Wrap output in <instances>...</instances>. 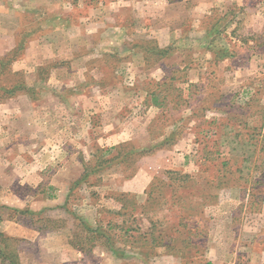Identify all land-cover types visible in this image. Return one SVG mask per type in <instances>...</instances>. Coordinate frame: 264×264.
Wrapping results in <instances>:
<instances>
[{"label":"rangeland","instance_id":"1","mask_svg":"<svg viewBox=\"0 0 264 264\" xmlns=\"http://www.w3.org/2000/svg\"><path fill=\"white\" fill-rule=\"evenodd\" d=\"M71 1L80 7L78 0ZM100 1L86 0L71 14V23L88 24L89 9ZM209 1L207 10L206 0H143L150 15L140 10L119 16L133 30H104L99 38L91 34L75 40L73 49V40L66 41L68 52L78 54L70 64L32 62L16 70L29 42L45 41L52 33L48 22L63 21L46 14L45 0H37L32 12L25 0H16L22 24L18 45L0 65V103L30 97L46 108L41 123L47 115L54 118L47 112L54 98L87 108L73 124L86 140L66 143L70 153H85L62 161L68 167L60 168L65 174L60 177L69 185L63 197L51 198L60 192L47 190V184L37 190L17 185L26 198L23 208L40 214L0 208L1 218L17 219L30 230L9 241L21 264H264V0ZM57 66L67 78L60 90L48 84ZM17 84L23 87L15 89ZM6 87L16 95L2 98ZM112 123L134 129L133 139L112 146L90 143ZM42 125L35 124L49 128ZM183 136L197 152L186 165L171 169L177 174L154 175L142 195L123 189L144 156ZM235 139L243 150L232 149L240 145L232 143ZM38 145L46 146V140L40 137ZM32 148L26 149L27 157ZM222 200L227 203L221 205ZM6 226L0 222V232L8 235ZM88 228H101L102 234L90 241L86 237L95 234ZM216 233L218 256L209 254ZM164 234L174 237L173 248L160 245Z\"/></svg>","mask_w":264,"mask_h":264},{"label":"crops","instance_id":"2","mask_svg":"<svg viewBox=\"0 0 264 264\" xmlns=\"http://www.w3.org/2000/svg\"><path fill=\"white\" fill-rule=\"evenodd\" d=\"M89 1L91 2L92 0ZM96 1L94 0V2ZM135 1L141 6L135 8ZM142 1L102 0L100 4L96 5L94 3L95 7L89 9L88 16H90V20H88V24L81 21L73 24L71 23V14L84 6L86 0H78L80 4L78 8L73 6L71 0H45L46 14L52 18L57 16L56 19L52 20H58V16H60L63 21L48 22L47 30L52 31V33L45 41L41 39L30 41L26 56L22 60L17 61L14 64V68L16 70L27 69L32 62L35 66L61 61H68L69 64L70 62L72 63L73 59H78V54H75L71 50L68 52L66 41L73 40L69 43L73 49L76 45L74 43L75 40L90 39L89 37H92L91 34L94 36L97 34L99 38L100 33L104 30H109L110 32L122 29L133 30V27L128 28L125 25L126 23L124 24L123 21H120L119 16L126 12L135 14V12H140V10V13L150 15V7L142 6ZM203 1L205 3V0H201L200 4H204ZM206 1L208 10L211 2L209 0ZM25 2L28 3L30 12L35 10L36 6L34 5L37 3V0H25ZM54 7H58V11L62 9V14H56ZM19 8L20 6L16 3V0H0V59L14 50L18 45L16 31L20 29L22 24L21 18L18 17ZM145 8L148 9L145 10ZM19 12L22 13V10ZM76 32H78V36L74 39L73 37L76 35L74 33ZM112 45L114 46V42ZM60 68L57 66L53 69L48 81V84L52 83V87L57 90H60L65 80H67V78L60 76V72H57ZM85 77L86 72L83 74L84 80ZM96 91L101 95L104 94V91L100 90L99 87L96 88ZM52 100L54 102H52L47 112H50L54 118L47 115V120L42 121V123L47 124L49 127L45 131L35 126V124L42 125L39 118L46 112V108L42 104L35 103L30 97H26L25 95H19L13 99H9L7 102L0 103V205L24 209L26 198L18 192L17 185H29L34 190H37L40 186L43 185L44 187L47 184L49 185L47 186V190L55 189L60 192L58 196H52L51 198L59 197V199L63 197L64 192L69 190V185L65 178L60 177V175H65L62 174L63 170L60 168L64 166L68 167V164H64L62 161L66 160L69 162L71 159H76L81 153H85L84 150H79L77 154L75 152L70 153L66 143L75 141L76 137H79L80 142L86 140V138L85 140L81 139V133L85 135V132L81 131L80 127L73 126V124L81 121L82 115L80 113L85 112L87 108L86 106L75 104H71L70 106L68 103L57 98ZM88 109L90 108L88 107ZM67 111H77L78 113L71 115ZM95 111L101 112L102 115H111V112L105 110V108H95ZM110 120L113 119L110 118ZM28 127H31L29 131ZM106 130L108 132L96 134V136L90 138V143L98 142L103 144L106 142L107 145L112 146L120 141L133 139L132 137H134L135 133L134 129L116 123H112L109 127H106ZM40 137L46 140V146L38 145ZM183 137L180 141H177V139L171 147L163 144L152 155L144 156L142 163H140V166L133 173L132 178L124 181L123 189L142 195L145 193L154 175L186 165L189 158L195 157L197 146L192 142L190 147H188V136ZM22 140L27 142L23 143ZM24 144H29V146ZM31 147H33L34 153L32 156L27 157L26 149ZM238 155L243 161L246 160L244 153ZM56 164L60 166H56ZM147 164L149 167H147ZM51 165L52 168L48 171ZM190 169L191 171H195L196 167L192 166ZM46 173L47 175H45ZM36 198H38L37 195ZM222 202L221 205L227 203V200H222ZM229 203L232 205V202ZM224 217L228 218V216ZM217 220H222L221 216H218ZM0 222L7 223L5 231L9 236L19 238L26 237V234L30 233V230L21 226L17 219L11 217L3 219L0 217ZM35 234L39 235L38 232H35ZM221 236L227 239L228 237L229 239L231 238V234H223ZM219 238V234L216 233L214 241L210 245L209 254L220 255V251L218 250L220 244L217 242ZM66 261L68 260H64V262ZM231 264H235V262Z\"/></svg>","mask_w":264,"mask_h":264},{"label":"trees","instance_id":"3","mask_svg":"<svg viewBox=\"0 0 264 264\" xmlns=\"http://www.w3.org/2000/svg\"><path fill=\"white\" fill-rule=\"evenodd\" d=\"M10 54L11 53H8L7 55H5L4 57H2L0 59V65L2 66L3 64L6 63V61L8 60V58L10 57ZM23 87L22 84H17L15 86V89L16 88H21ZM2 89V88H1ZM16 91V90H15ZM15 91L14 89L11 90V89H8L7 87L3 90V94H2V98L6 97V96H9V95H14L15 94ZM154 92V91H153ZM239 136V135H237ZM175 142V141H174ZM235 142H238L236 141H233L232 143H235ZM245 143V142H243ZM238 146H234L232 149L233 150H237V149H240V150H243L244 146H242L241 143L238 142ZM166 174H177L175 171L173 170H168L166 171ZM3 207H6L4 205H0V208H3ZM10 209H13L14 211L18 212V213H21V214H31L32 216H35L36 214L39 215L40 213L39 212H35L33 210H29V209H17V208H10ZM33 223H31L32 225ZM82 224H84L85 226L87 225V223L83 222ZM90 231L93 232V234L95 235H90V236H87L86 239H89L90 241H95L98 237L96 235H99V232L102 234L101 231V228L99 229H91V228H88ZM129 229H127L128 231ZM161 238H158L160 240V245L161 244H165V248H173L172 245H171V241H173L174 237L173 236H167L164 234V236H160ZM157 239V238H155ZM164 239H169L167 240L166 242L164 241ZM11 240H18L16 237H12V236H9L5 233H1L0 232V258H1V263L2 264H21L18 260H17V253H16V248H14V246L12 247V250L10 248V244H9V241ZM170 241V242H169ZM108 244L110 245L111 244V240L109 239L108 241ZM78 245L80 248H83L80 244H76ZM111 246V245H110ZM15 249V250H14ZM110 249L115 252V249L113 246L110 247Z\"/></svg>","mask_w":264,"mask_h":264}]
</instances>
